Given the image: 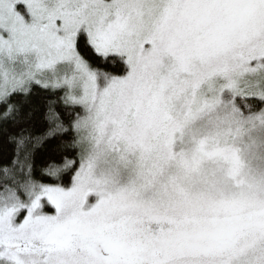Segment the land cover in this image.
<instances>
[{
  "label": "snow or ice",
  "instance_id": "obj_1",
  "mask_svg": "<svg viewBox=\"0 0 264 264\" xmlns=\"http://www.w3.org/2000/svg\"><path fill=\"white\" fill-rule=\"evenodd\" d=\"M0 136V264H264V0H0Z\"/></svg>",
  "mask_w": 264,
  "mask_h": 264
},
{
  "label": "trees",
  "instance_id": "obj_2",
  "mask_svg": "<svg viewBox=\"0 0 264 264\" xmlns=\"http://www.w3.org/2000/svg\"><path fill=\"white\" fill-rule=\"evenodd\" d=\"M43 99H44L43 90L38 89L37 94L33 96L31 103L32 105H40ZM12 152H13V145L7 142L6 137L0 136V161L10 159L12 156ZM66 155H68L69 158H71V152L66 153ZM45 159L46 157H41V156L37 157V161H36L37 169L43 166Z\"/></svg>",
  "mask_w": 264,
  "mask_h": 264
}]
</instances>
